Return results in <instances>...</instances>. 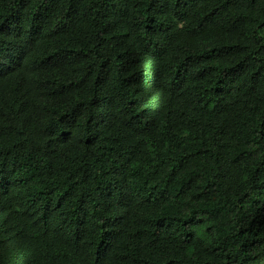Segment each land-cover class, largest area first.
Segmentation results:
<instances>
[{"label": "trees", "instance_id": "1", "mask_svg": "<svg viewBox=\"0 0 264 264\" xmlns=\"http://www.w3.org/2000/svg\"><path fill=\"white\" fill-rule=\"evenodd\" d=\"M0 264H264V0H0Z\"/></svg>", "mask_w": 264, "mask_h": 264}]
</instances>
